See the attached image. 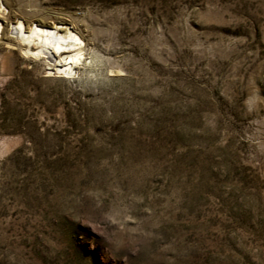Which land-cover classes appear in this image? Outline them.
Wrapping results in <instances>:
<instances>
[{
  "label": "rangeland",
  "instance_id": "1",
  "mask_svg": "<svg viewBox=\"0 0 264 264\" xmlns=\"http://www.w3.org/2000/svg\"><path fill=\"white\" fill-rule=\"evenodd\" d=\"M1 5L0 264H264V0Z\"/></svg>",
  "mask_w": 264,
  "mask_h": 264
},
{
  "label": "bare ground",
  "instance_id": "2",
  "mask_svg": "<svg viewBox=\"0 0 264 264\" xmlns=\"http://www.w3.org/2000/svg\"><path fill=\"white\" fill-rule=\"evenodd\" d=\"M1 8L0 0V11ZM10 29L15 38L29 45L26 49L24 48L26 52L49 60L51 65L49 72L70 75L75 72L76 66L85 57V41L77 32L64 24L33 23L28 28L21 19H18L10 25ZM1 33L0 22V39ZM33 45H36V49Z\"/></svg>",
  "mask_w": 264,
  "mask_h": 264
}]
</instances>
